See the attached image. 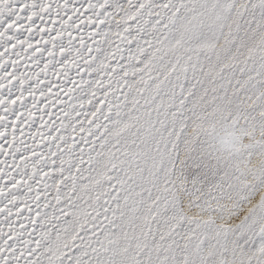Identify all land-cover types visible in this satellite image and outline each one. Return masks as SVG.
I'll use <instances>...</instances> for the list:
<instances>
[{"label":"snow or ice","instance_id":"obj_1","mask_svg":"<svg viewBox=\"0 0 264 264\" xmlns=\"http://www.w3.org/2000/svg\"><path fill=\"white\" fill-rule=\"evenodd\" d=\"M0 264H264V0H0Z\"/></svg>","mask_w":264,"mask_h":264}]
</instances>
